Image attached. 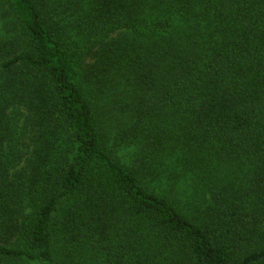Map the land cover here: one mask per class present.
I'll list each match as a JSON object with an SVG mask.
<instances>
[{
  "label": "trees",
  "instance_id": "obj_1",
  "mask_svg": "<svg viewBox=\"0 0 264 264\" xmlns=\"http://www.w3.org/2000/svg\"><path fill=\"white\" fill-rule=\"evenodd\" d=\"M3 4L0 264H264V0Z\"/></svg>",
  "mask_w": 264,
  "mask_h": 264
},
{
  "label": "rangeland",
  "instance_id": "obj_2",
  "mask_svg": "<svg viewBox=\"0 0 264 264\" xmlns=\"http://www.w3.org/2000/svg\"><path fill=\"white\" fill-rule=\"evenodd\" d=\"M13 22L14 21L12 20L11 15L9 14L8 10L6 9L5 5L3 4V0H0V34H2L1 32L3 31V29L6 31L7 30L11 31V29L13 27ZM114 38H116L115 35L109 37V39H114ZM182 180L183 181H181L180 183H182L183 186H180L177 188L181 189V190H185V187L190 188L189 183L187 182V179H185V180L182 179ZM178 196H181V195H178ZM21 264H25V263H21ZM30 264H34V263H30Z\"/></svg>",
  "mask_w": 264,
  "mask_h": 264
}]
</instances>
